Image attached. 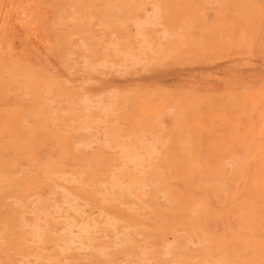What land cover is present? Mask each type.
I'll list each match as a JSON object with an SVG mask.
<instances>
[{
  "label": "rangeland",
  "instance_id": "obj_1",
  "mask_svg": "<svg viewBox=\"0 0 264 264\" xmlns=\"http://www.w3.org/2000/svg\"><path fill=\"white\" fill-rule=\"evenodd\" d=\"M0 39V264H264V0H2Z\"/></svg>",
  "mask_w": 264,
  "mask_h": 264
},
{
  "label": "bare ground",
  "instance_id": "obj_2",
  "mask_svg": "<svg viewBox=\"0 0 264 264\" xmlns=\"http://www.w3.org/2000/svg\"><path fill=\"white\" fill-rule=\"evenodd\" d=\"M0 1H2V0H0ZM9 2H10V0H9ZM19 4V3H18ZM9 5V4H8ZM22 6V5H21ZM14 7V6H13ZM27 9V8H26ZM20 10V9H19ZM31 10H32V8H31ZM38 10V9H37ZM7 11H8V9H7ZM13 11V10H12ZM15 12V11H14ZM23 12V11H22ZM12 13V12H11ZM6 14V13H5ZM17 14H18V11H17ZM14 16V15H13ZM23 16H21V18H22ZM5 18H6V16H5ZM9 18V17H8ZM14 18V17H13ZM80 18V17H79ZM10 19V18H9ZM16 19V18H15ZM31 19V18H30ZM145 19V18H144ZM9 21V20H8ZM29 21V20H28ZM142 22V21H141ZM19 23V22H18ZM18 23H17V25H18ZM29 23V22H28ZM31 23V22H30ZM136 23V22H135ZM148 23V22H147ZM155 23V22H154ZM15 24V23H14ZM13 24V25H14ZM119 24H120V22H119ZM119 24H117V25H119ZM28 25V24H27ZM30 25V24H29ZM31 25H33V24H31ZM35 25V24H34ZM33 25V26H34ZM101 25V24H100ZM8 26H9V24H8ZM15 26V25H14ZM105 26V25H104ZM108 26V25H107ZM153 26V25H152ZM25 27H26V25H25ZM102 27V26H101ZM20 28V27H19ZM28 28V27H27ZM138 28V27H137ZM12 29H14L13 27H12ZM26 29V28H25ZM35 29V28H34ZM19 30V29H18ZM22 30H23V27H22ZM28 30H30L29 28H28ZM104 30V29H103ZM11 31V30H10ZM26 31H27V29H26ZM6 32V31H5ZM23 32V31H22ZM10 33V32H9ZM8 33V34H9ZM29 33V32H28ZM34 33H36L35 31H34ZM3 34V33H2ZM23 34V33H22ZM24 34H25V32H24ZM31 34V33H30ZM37 34V33H36ZM15 35V34H14ZM29 35V34H28ZM7 36V35H6ZM12 36V35H11ZM10 36V34H9V37H11ZM14 37V36H13ZM110 37V36H109ZM18 37H16V39H17ZM11 39V38H10ZM15 39V40H16ZM124 39V38H123ZM1 40V39H0ZM18 41V40H17ZM16 41V42H17ZM103 43V42H102ZM12 45V44H11ZM21 46V45H20ZM147 46V45H146ZM5 47V46H4ZM11 47V46H10ZM15 47V46H14ZM17 48V47H16ZM17 49H19V48H17ZM30 50V49H29ZM29 50H28V52H29ZM103 50V49H102ZM31 52V51H30ZM31 54V53H30ZM143 54V53H142ZM26 56H27V54H26ZM28 56H29V53H28ZM28 56L26 57V58H28ZM6 58V57H5ZM140 63V62H139ZM149 64V63H148ZM146 65V64H145ZM103 66V65H102ZM114 66V65H113ZM115 67V66H114ZM117 67V66H116ZM142 67H143V65H142ZM44 71V70H43ZM244 79H245V77H244ZM152 80V79H151ZM229 81V80H228ZM227 81V82H228ZM244 81V80H243ZM254 83V82H253ZM232 84H233V82H232ZM117 94V93H116ZM127 94V93H126ZM83 98V97H82ZM107 108V107H106ZM103 120V119H102ZM106 142V141H105ZM155 142V141H154ZM103 144V143H102ZM156 144V143H155ZM88 149V148H87ZM145 155V154H144ZM123 160V159H122ZM127 162V161H126ZM138 174V173H137ZM112 181V180H111ZM79 183V182H78ZM122 187V186H121ZM61 190V189H60ZM115 190H117V189H115ZM125 190V189H124ZM63 192V191H62ZM119 192V191H118ZM147 192V191H146ZM121 194V193H120ZM125 194V193H124ZM120 196V195H119ZM66 198H67V196H65ZM142 197V196H141ZM71 199V198H70ZM75 199V198H74ZM170 199V198H169ZM172 199V198H171ZM72 200V199H71ZM73 201V200H72ZM58 206V205H57ZM69 206H70V204H69ZM143 206V205H142ZM67 207V206H66ZM79 210V209H78ZM71 211H72V209H71ZM76 213H77V211H76ZM99 213V212H98ZM75 214V213H74ZM105 216V215H104ZM91 218V217H90ZM57 219V218H56ZM59 219V218H58ZM71 219V218H70ZM87 219V218H86ZM106 219V218H105ZM143 219V218H142ZM173 219V218H172ZM73 221V220H72ZM108 221V220H107ZM112 221V220H111ZM74 222V221H73ZM93 223V222H92ZM218 223V222H217ZM73 224V223H72ZM108 224V223H107ZM79 225V224H78ZM112 227V226H111ZM66 230V229H65ZM124 230V229H123ZM87 231V230H86ZM84 232H85V230H84ZM82 233V232H81ZM86 234H87V232H85ZM85 234V235H86ZM115 235H117V234H115ZM114 235V236H115ZM74 236V235H73ZM75 239V238H74ZM170 242V241H169ZM163 243V242H162ZM169 244V243H168ZM80 245V244H79ZM73 246V245H72ZM57 247V246H56ZM164 248V247H163ZM63 249V248H62ZM80 249V248H79ZM146 251V250H145ZM107 255V254H106ZM64 260V259H63ZM41 261V260H40Z\"/></svg>",
  "mask_w": 264,
  "mask_h": 264
}]
</instances>
